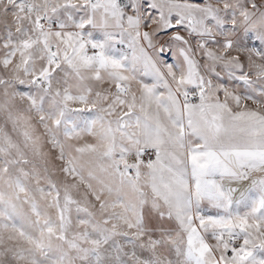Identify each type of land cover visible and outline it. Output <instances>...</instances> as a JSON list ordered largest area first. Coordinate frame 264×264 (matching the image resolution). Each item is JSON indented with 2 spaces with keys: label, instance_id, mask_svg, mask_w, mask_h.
Segmentation results:
<instances>
[{
  "label": "snow or ice",
  "instance_id": "1",
  "mask_svg": "<svg viewBox=\"0 0 264 264\" xmlns=\"http://www.w3.org/2000/svg\"><path fill=\"white\" fill-rule=\"evenodd\" d=\"M0 264H264V0H0Z\"/></svg>",
  "mask_w": 264,
  "mask_h": 264
}]
</instances>
